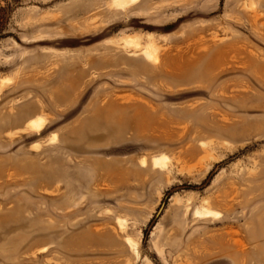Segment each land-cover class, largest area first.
<instances>
[{
  "label": "rangeland",
  "instance_id": "374dc122",
  "mask_svg": "<svg viewBox=\"0 0 264 264\" xmlns=\"http://www.w3.org/2000/svg\"><path fill=\"white\" fill-rule=\"evenodd\" d=\"M0 6V264H264V0Z\"/></svg>",
  "mask_w": 264,
  "mask_h": 264
},
{
  "label": "trees",
  "instance_id": "16d2710c",
  "mask_svg": "<svg viewBox=\"0 0 264 264\" xmlns=\"http://www.w3.org/2000/svg\"><path fill=\"white\" fill-rule=\"evenodd\" d=\"M4 10H5L4 7L0 6V12H3ZM4 26H5V22L1 21L0 22V33Z\"/></svg>",
  "mask_w": 264,
  "mask_h": 264
},
{
  "label": "bare ground",
  "instance_id": "6f19581e",
  "mask_svg": "<svg viewBox=\"0 0 264 264\" xmlns=\"http://www.w3.org/2000/svg\"><path fill=\"white\" fill-rule=\"evenodd\" d=\"M32 121V123H30L28 126H33L34 124H35V120L33 119V120H31ZM29 123V122H28ZM135 245H136V243H135ZM134 245V246H135Z\"/></svg>",
  "mask_w": 264,
  "mask_h": 264
}]
</instances>
